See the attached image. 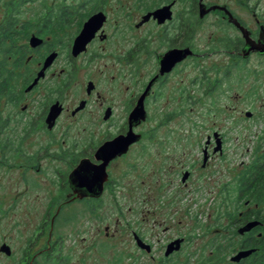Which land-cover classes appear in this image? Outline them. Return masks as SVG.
Wrapping results in <instances>:
<instances>
[{
    "label": "rangeland",
    "instance_id": "rangeland-1",
    "mask_svg": "<svg viewBox=\"0 0 264 264\" xmlns=\"http://www.w3.org/2000/svg\"><path fill=\"white\" fill-rule=\"evenodd\" d=\"M30 1L29 16L32 21L29 24H19L16 22L17 16L13 22L8 19L5 22L0 11V28L5 26L13 32L11 39L15 40L17 58H20L23 47L29 48L31 35L38 34L43 7L57 2ZM162 1L166 0H154V3L160 4ZM178 1L180 9L184 0ZM221 2L244 20L250 19L247 22L253 29L256 27L247 8L257 6L256 10L264 14V0L260 6V1L257 3L256 0L238 4H234V0ZM148 11L142 10V13ZM121 13L129 15L131 12H115L117 16ZM196 15L190 13V18L193 16L196 19ZM22 18L19 17L21 21ZM139 18H126L123 23L122 32L127 40L135 42L156 32L157 27L151 24L140 31L135 30ZM19 29L20 33L17 34ZM194 32L191 44L197 55L191 58L184 70L181 68V74L184 71L190 84V101L169 106L160 104L163 100H159V104L151 102L146 107L147 122L142 126L143 133L171 132L180 138L172 139L166 146L147 139L142 145L135 146L127 157L109 168L108 188L100 200L79 201L67 197L70 169L66 171L67 166L63 164L58 174L60 163L54 161L49 153L47 155V151H56L48 137L24 139L15 137L14 130L9 127L2 131L0 246L6 241L14 256L9 259L0 253V264H19L23 251L27 249L30 259L39 256L44 249L46 254L39 257L38 264H199L207 257L210 258L209 264H235L231 258L243 249L236 233L244 223L243 213H264V205L249 204L246 199L237 201L236 198L239 177L264 152V58L258 57L244 63L234 57V52L238 51V41L243 39L240 32L224 23L217 13L199 20ZM126 45L130 47V44ZM149 46V50L142 54L146 78L153 56V46ZM1 57L4 56L0 53ZM11 57L12 61L6 62V67L14 73L10 92L20 104L24 100L21 90L29 73L23 64L17 66L14 54ZM26 58L22 59V63ZM237 60L239 63L235 68L233 63ZM90 69L93 71L95 67ZM73 88L65 92L66 105L73 102L76 85ZM0 100L9 101L2 93ZM6 106L7 103L4 107L0 105V108H5L0 113L2 120L11 114L12 107ZM246 112H251L252 117L246 118ZM70 123L64 116L61 130L67 129ZM98 125L96 119L88 114L77 122L82 130H97ZM117 125L118 122L115 123ZM115 126L111 128L113 132L116 131ZM101 130L105 131L106 127H101ZM76 131L77 128L70 126L66 130L67 137L62 140L68 142L77 138ZM214 132L223 138V154L211 162L204 172L205 176H210L202 183L199 176L202 148L207 136L213 137ZM163 140L161 138L159 141ZM20 146L24 148V156L17 155L11 168L8 159L14 158L12 148L16 154L21 150ZM1 147H4V155ZM165 147L168 150L181 147L182 150L175 149L176 153L172 155L178 153V159L185 160L184 166L177 165L180 170L193 166V159H197L198 165L190 183L195 192L184 200L182 194L188 193L182 192L180 196L166 193L160 198V164L166 162L169 165L172 162L161 153ZM38 152H42V155L36 156ZM28 157L42 158L45 169H37L33 162L26 166ZM204 184L203 192L212 191L215 199L205 195L200 197L201 193L196 192L201 191ZM106 228H109V235ZM260 232H254V236ZM133 233L139 234L151 246V253L139 250ZM178 238L185 239L182 249L169 257V261L161 262L166 259L164 253L168 243ZM48 246H51L49 250Z\"/></svg>",
    "mask_w": 264,
    "mask_h": 264
},
{
    "label": "flooded vegetation",
    "instance_id": "flooded-vegetation-1",
    "mask_svg": "<svg viewBox=\"0 0 264 264\" xmlns=\"http://www.w3.org/2000/svg\"><path fill=\"white\" fill-rule=\"evenodd\" d=\"M256 1L257 3L260 1V6L262 0ZM200 2L206 5L207 9L212 6L226 7L234 19L250 33V38L257 42L255 44L259 46V42L264 45V39L261 37L264 36V14L262 15L256 10L257 6H249L250 8H247V11L252 15L256 29L249 26L247 21H250V19L244 20L235 10H232L228 5H224L221 0H209L207 2L206 0H197V19L199 21L217 13L224 23H228L236 28L243 39L238 41V51H233L234 57L241 59L244 63H249L258 57L264 58V55H261L258 51H254L250 53L248 58H244L242 51L246 41L241 31L234 24L230 23V17L221 10L212 11L203 18H200ZM239 2L251 3L252 0H234L233 3L238 4ZM30 4V0H0V11L3 13V21L8 19L13 22L15 20L14 17L17 16L16 22L19 24L24 22V25L29 24L32 21L29 16L31 15L29 13L31 10L29 9ZM151 5L156 6L150 7ZM166 6L171 7V19L159 24L158 20L152 17L149 21L141 24L144 16ZM180 6L178 0H166L160 2V4H155L154 0H57L56 3L51 4L49 7L47 5L43 7L38 21V34H33L30 37V34L27 33L29 35L28 37H30L29 48L23 47L20 55L21 58L27 57L26 61L23 62V66L28 69L27 72L29 73V78L26 79L21 90L24 100L20 104L13 98H9L8 102L0 100L2 107L7 103V106H11L13 110V112L11 110V114L5 120H2L0 116V135L3 134L2 131H5L9 127L10 130H14L13 134L17 138L48 137L51 140L50 143L55 145L56 151H47V155L50 154L54 161L58 162V164L60 163L57 167L58 174L63 164L67 166L66 171L70 169V174L68 175L70 191L67 196L71 198L70 200H100L108 188L110 179L109 168L119 160L127 157L135 146L142 145L146 142V139L149 142L156 141V143L166 146L172 142V139L180 138L179 135L171 132H142V126L147 122L146 120L148 118L146 107L151 102L159 104V100H163V103L160 104L169 106L186 103L191 99L190 84L187 82L188 79L185 77L184 71L181 74V68H185L191 58L197 54L195 52L193 56L187 54L181 60H179V57V61H175L171 66L170 64L166 65L167 60H165L167 55L173 51L187 52L188 49L189 51L193 49L190 31V1L184 0L182 7L179 9ZM126 10L131 13L129 15L118 14L119 18L115 14V12ZM142 10L150 11L143 14ZM99 15L104 17L103 22L97 21L98 25H95V29H89L86 32V41L75 45L76 40L84 31L86 23L91 18H95V16L100 17ZM20 16L23 17L22 21L19 19ZM136 16H139L140 20L137 24L135 23V30L140 31L149 24L157 28L156 32L150 37L146 36L143 39H137L135 42H132L127 40L123 35L122 25L126 21V18ZM8 31L5 26L0 28V41L8 33H10L11 37L13 36V32ZM19 33L20 29L17 34ZM33 36L41 40V43L35 48L30 46V40ZM6 42H8V47L12 50V47H14L12 45V39L7 38ZM126 44H130V47ZM149 45L153 46V56L151 59L152 62H150L151 69L148 71V78H146L143 74L144 59L142 54L149 50ZM142 46H144L143 50ZM53 57L54 59L52 60L51 58ZM47 62L49 63L44 71V76L34 85L35 79L44 70ZM238 63V60L233 63L235 68L238 66ZM13 84L14 73L10 75L8 88H12ZM150 84V92L144 100L146 119L131 128V121L129 122L130 116L138 106L139 101ZM75 85L77 89L72 95L73 102L70 105H66L65 101L67 97L65 92L74 89L73 87ZM4 109L0 108V113ZM85 114L96 119L99 124L97 130L92 131L87 128L82 130L77 126L78 120ZM64 116L71 123L68 124L67 129L61 130V121ZM117 122L118 125L115 126ZM71 124L77 128L75 132L77 138L66 142L62 139L67 137L66 130L72 126ZM113 126L116 129L114 132L111 130ZM101 127H106V130L102 131ZM130 132L133 138L138 137V140H135L129 145L125 154L117 156L107 163L106 172L108 179L104 185L102 196L100 198H80L81 191H74L70 185L69 178L71 173L86 160L89 161L92 167L103 165L105 161L97 158L98 150L105 143H111L116 138L128 137V133ZM215 134L218 133L214 132L213 137L210 135L207 136L205 146L202 148V168L199 169L200 181L202 183H204L203 180L205 181L210 176H205L204 172L209 168L211 162L223 154L222 151H215L218 141ZM161 138H164L162 142L159 141ZM219 138L223 142L222 136ZM97 139H102V141L98 142ZM20 148L21 150H18L16 154L14 147L12 148L14 155L12 160L5 156L11 168L14 167L17 155L18 157L24 156L23 146H20ZM175 149L182 150L181 147H176ZM175 149L168 150L165 147V150L161 152L166 155L168 161L172 160V162L169 165L166 162L160 164L162 173L160 178H158V183H160L158 188L160 189V198L166 193H171L174 196H180L182 192L188 193L182 194V199L184 200L188 196H192L193 192H195L190 187V183L194 178V171L198 163L196 162L197 159H193V166L180 170L177 165L184 166L185 160L178 159V153L172 156L176 153ZM1 151L4 155V147H1ZM3 155L1 159L4 158ZM40 155H42V152L36 153V156ZM27 159L26 166L30 162H33L32 165H37V169H45V166L41 162L42 158L36 159L35 157H28ZM186 176L187 178L185 179ZM204 188L205 184L202 186L201 191L196 190L197 193H201L200 197L205 195L215 199L211 195L212 191L203 192ZM248 205L245 204V206ZM246 215V213L242 215L244 219L242 225L249 221L246 220L248 217ZM108 232L109 228H106L107 235H109ZM134 234L137 233H133V238ZM137 235L141 238L139 234ZM3 245H7L10 248V255L0 251L1 255L12 259L14 253L11 246L6 241H3L0 249ZM50 247L48 246L47 249L49 250ZM139 250L141 249L139 248ZM45 254L43 249L39 256L30 259V251L28 249L27 251L24 250L23 259H20L21 262L19 264H38L39 257L41 255L45 256Z\"/></svg>",
    "mask_w": 264,
    "mask_h": 264
},
{
    "label": "water",
    "instance_id": "water-1",
    "mask_svg": "<svg viewBox=\"0 0 264 264\" xmlns=\"http://www.w3.org/2000/svg\"><path fill=\"white\" fill-rule=\"evenodd\" d=\"M170 9H171L170 6H166V7H163L161 9H158L154 12L147 14L146 16L143 17L141 24L149 21L152 17L155 20H158L159 24L164 23L166 20L171 19V10ZM204 9L206 10L205 14H203ZM215 10L224 11L230 17V23L234 24L241 32L244 31L246 34V37L251 42H254L257 44L256 41H254L252 38H250V33L247 32V30L244 27H242L236 19H234V17L226 9V7L212 6L211 8L207 9L206 5H204L202 2H200V4H199V16H200V18H203L206 14H209L210 12L215 11ZM103 20H104V17H101V16L100 17L95 16V18L94 17L91 18L86 23L85 29L82 32V34L80 35V37L76 40L75 45L85 42L87 39L86 38L87 37L86 32L89 29H95L94 27H96L98 25L97 21L103 22ZM242 35H243V33H242ZM261 37H263V39H264V36H261ZM243 38H244V35H243ZM40 43H41V40L35 36H33L30 40V46L32 48L37 47ZM245 46H246V44H245ZM178 52H181V51H178ZM178 52L173 51L167 55V57L165 58V60H167L166 65L170 64V66H171L175 61L177 62V61L185 58L187 56V54H190L191 56H193V51L192 50L189 51V49L187 50V52L186 51H182L181 53H178ZM252 52H254V51H250V49H248L245 52L244 58H248L250 56V53H252ZM246 53H247V55H246ZM261 55H264V54H261ZM178 58H179V60H178ZM51 59L53 60L54 57ZM48 63L49 62H47L45 64L44 70H42L38 74L37 78L35 79L34 85L37 84L39 82V80L42 79V77L44 76V71L48 67ZM150 87H151V84L147 88L146 92L143 94L141 100L139 101L138 106L135 108V110L132 112V114L130 116L129 122L131 121L130 122L131 128L134 126H137L142 120L144 121L146 119V112L144 109V100L150 92ZM245 117L251 118L252 113L246 112ZM215 137L218 139L215 151H222V142L219 138L220 135L215 134ZM135 140H138V137L133 138V135L130 132V133H128V137H119V138H116L111 143H105L97 152V158L105 161V163L103 165L97 166V167H92V166H90L89 161L86 160V161H83L71 173L70 178H69L70 179V185L74 191H77V190L81 191L80 192V196H81L80 198H85V197L100 198L102 196V194L104 192V185L108 179V175L106 172L107 163L111 159L116 158L117 156H120L122 154H125L128 150L129 145L132 144ZM122 142H123V144H122ZM186 178H187V176L185 177V179ZM261 225H262L261 222H259L257 220H251V221L245 223L244 225L240 226L237 229V233L240 236H244L248 233H251L255 228L260 227ZM259 236L261 237V234H259ZM134 238H135V242H136L137 246L141 250L145 251L146 253H151L152 249H151L150 245L145 243L137 234H134ZM183 243H184L183 238L176 239V240L172 241L171 243H169L166 246V250L164 253L165 258H169L172 255H174L175 253L179 252L182 248ZM0 251L2 253L10 255V248L7 245H3L0 249ZM255 251H256V249H254V248L242 249V250L238 251L237 254L231 258V262L238 264L241 261L250 258L255 253Z\"/></svg>",
    "mask_w": 264,
    "mask_h": 264
},
{
    "label": "trees",
    "instance_id": "trees-1",
    "mask_svg": "<svg viewBox=\"0 0 264 264\" xmlns=\"http://www.w3.org/2000/svg\"><path fill=\"white\" fill-rule=\"evenodd\" d=\"M197 0H191V15L194 16V14H197ZM191 18V37L194 36V30L196 29V23H198V19ZM197 16V15H196ZM6 22V21H5ZM9 32V31H8ZM7 38H11L10 33L8 35H5L3 40L0 41V53L4 55V57L0 58V93L3 94V96L8 97V99L13 98L10 88H8V83L10 82V75L13 73L6 67V62L12 61L11 54H15V40H13V46L12 50L8 47L9 44L7 41ZM23 58H15L17 66H20L22 63ZM21 144V143H20ZM19 144V145H20ZM236 198L237 201L240 199H246V203H257L258 205H264V152L258 156L254 162L247 168L246 172L243 173L239 177V180L236 184ZM247 219L246 220H257L262 223L260 227L257 228V230H253L252 233H248L244 236H240L237 234V236L241 240V248L248 249V248H254L256 249L255 253L248 259L241 261L238 264H264V213L260 214H254L250 213V211L246 212ZM251 216V217H250ZM260 230L261 232L257 234V236H254V232H257ZM237 233V230H236ZM261 234V237L259 236ZM182 249V248H181ZM242 250V249H241ZM178 253V252H177ZM176 254V253H175ZM208 259L210 258H204L199 262V264H209ZM163 261H169V258H166Z\"/></svg>",
    "mask_w": 264,
    "mask_h": 264
},
{
    "label": "bare ground",
    "instance_id": "bare-ground-1",
    "mask_svg": "<svg viewBox=\"0 0 264 264\" xmlns=\"http://www.w3.org/2000/svg\"><path fill=\"white\" fill-rule=\"evenodd\" d=\"M243 35H244V38L246 40V46L244 47L245 49H243L242 53H243V56L245 55V52L250 49V51H258L260 52L261 54H264V45L259 42V46L256 45L254 42H251L247 37H246V34L244 31H242Z\"/></svg>",
    "mask_w": 264,
    "mask_h": 264
},
{
    "label": "clouds",
    "instance_id": "clouds-1",
    "mask_svg": "<svg viewBox=\"0 0 264 264\" xmlns=\"http://www.w3.org/2000/svg\"><path fill=\"white\" fill-rule=\"evenodd\" d=\"M192 51H193V50H192ZM193 54H194V52H193ZM252 220H253V219H252ZM249 221H251V220H249ZM249 221H247V222H249ZM247 222H245V223H247ZM241 226H242V225H241ZM239 227H240V226H239ZM239 227H238V228H239ZM257 228H258V227H257ZM255 229H256V228H255ZM237 234H238V233H237ZM235 264H236V263H235Z\"/></svg>",
    "mask_w": 264,
    "mask_h": 264
}]
</instances>
